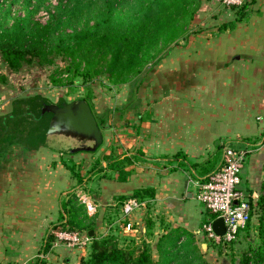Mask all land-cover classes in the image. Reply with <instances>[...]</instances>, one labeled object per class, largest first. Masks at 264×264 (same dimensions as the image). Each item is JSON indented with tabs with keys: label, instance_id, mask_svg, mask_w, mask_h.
<instances>
[{
	"label": "crops",
	"instance_id": "0c3cea01",
	"mask_svg": "<svg viewBox=\"0 0 264 264\" xmlns=\"http://www.w3.org/2000/svg\"><path fill=\"white\" fill-rule=\"evenodd\" d=\"M233 16L227 10L226 19H220L229 22ZM193 38L187 46L175 47L161 64L170 73L169 81L177 84L152 97L147 124L126 126L132 129L135 124L136 131L131 149L116 158L125 178L119 169L113 179L100 176L95 198L100 214L117 205L120 196L127 199L137 189H155L154 197L144 199L149 207L132 216L135 231L126 234L146 232L145 215L151 208L149 216L156 221L160 213L168 225L162 230L158 226L157 234L180 227L202 237L210 211L197 198L198 184L221 166L223 139L250 149L251 159L243 171L249 178L257 160H264V0H256L252 13L235 28L221 31L218 26L215 37ZM193 53L194 59L188 60ZM204 54L213 58L205 60ZM189 65L211 67L215 73L204 79L197 73L183 74ZM135 115L144 120L141 111ZM218 151L221 158H216ZM27 152L23 158H0V264L34 262L60 221L61 200L71 189L91 183L87 178L79 186L66 158L47 145ZM68 249L54 242L45 258L53 264H70V258L63 261Z\"/></svg>",
	"mask_w": 264,
	"mask_h": 264
},
{
	"label": "trees",
	"instance_id": "16d2710c",
	"mask_svg": "<svg viewBox=\"0 0 264 264\" xmlns=\"http://www.w3.org/2000/svg\"><path fill=\"white\" fill-rule=\"evenodd\" d=\"M255 2L247 0L241 7H232L237 9L235 19L224 22L219 29L235 28L237 23L246 20ZM201 5L202 0H86L84 7L89 18L82 28L71 31L64 29L69 18H63L61 13L52 15L46 23L20 16L10 26L0 22V62L19 71L26 65L52 66L61 58L67 65L52 76V82L57 85L62 84V79L56 77L58 74L67 75L69 82L76 77L87 82L105 76L111 81L126 83L145 69L152 71L181 41L188 43L192 34L201 32L193 23ZM77 6L72 8L75 10ZM143 77L146 78L140 79L133 92L142 90L141 82L149 75ZM49 103L52 101L41 95L16 99L12 111L0 117V151L15 144L26 150L46 146L52 114L43 113L42 109ZM139 106L140 101L136 100L128 108L136 110ZM102 124L105 122L99 121L100 127ZM65 165L78 185H83L87 176L66 161ZM115 165L114 171L119 169L121 177L125 178L127 173L120 170L122 164L117 162ZM66 195L67 198L61 200L60 221L45 238L41 255L29 264H47L45 255L56 242L55 231L67 225L72 230L83 229L86 235L94 232L91 250L87 257L81 258L80 264H211L199 249L196 232L180 227L170 228L160 235L156 244L158 259L148 241L131 249L114 242V237L100 239L97 237L96 214L89 215L84 205L69 198L70 192ZM154 195L155 189L146 187L135 190L132 197L144 200ZM118 199L122 207L126 198L120 196ZM249 199L251 218L256 215L258 219V238H247L250 236V219L240 231L246 233L248 244L241 250L239 260L231 258L232 264H264V182L262 192L256 196L251 193ZM213 218L211 214L208 222ZM202 235L211 241L206 233L202 232Z\"/></svg>",
	"mask_w": 264,
	"mask_h": 264
},
{
	"label": "rangeland",
	"instance_id": "374dc122",
	"mask_svg": "<svg viewBox=\"0 0 264 264\" xmlns=\"http://www.w3.org/2000/svg\"><path fill=\"white\" fill-rule=\"evenodd\" d=\"M85 1L86 0H0V22L5 26H10L15 18L28 16L30 20L46 23L52 15L61 13L63 18H69V22L64 25L67 27L64 28L65 30L71 31L73 28L80 29L89 18L88 14L85 13L87 9L84 7ZM77 4L78 6L74 10L72 7ZM227 10L232 11V15H234L233 18L235 19L237 12L236 8L225 6L222 0H202L200 12L193 22L195 28L199 29L201 32L192 34L190 38L201 35L207 38L215 37V28L223 24L222 19H226L224 16ZM230 17L231 15L227 16V19ZM190 40L191 39H189L188 43L181 41L176 47H185L190 44ZM194 55L195 53L188 55V57H191L188 60L194 59ZM203 57L205 60L213 58L210 54H204ZM163 61L159 62L152 71L147 72L145 69L139 75L133 76L126 81V83L111 81L105 76L97 77L87 82L80 77H76L72 82H69L66 77L67 75L58 74L56 77L62 79V84L60 85L52 82V76L56 73V70L66 67L67 63L61 58L57 59L52 66L26 65L19 71H14L0 62V117L12 111L13 103L18 98L29 99L33 96L41 95L54 103H61L63 101L72 102L80 99H85L89 102L98 123L99 121L105 122V124L101 126L104 134V141L98 150L94 152H72L71 150L75 149L78 141L65 135L51 137L49 142L50 145L46 144L47 149L60 153L62 158H66L68 164L75 167L76 171H79L82 175L91 179L90 184L82 186L79 190L75 191V189H71L69 191L71 193L69 198H72L76 204L84 205L78 193L82 192L88 194L95 201L99 193V181L101 177L107 176L108 174L110 178L113 179L115 174L113 168L116 166L115 163H117L116 158L124 154L126 150L131 149L133 144L132 134L136 131L135 124H147V109L150 106L152 97L155 94L164 95L166 90L168 91L171 86L177 84L176 81L170 82L168 79L170 73L161 69ZM213 69L214 68L211 67L189 65L184 69L185 71L183 74L191 76L193 73H197L203 76L204 79V77L207 78L215 73ZM147 74L149 78L145 80V82H141L142 90L140 92H133L138 82H140V79L146 78L143 76ZM187 85H195V83H187ZM136 100L140 101L138 109L128 108V106ZM139 111L145 114L144 120H136L135 114ZM47 119H49L48 116ZM131 123H135L132 126L133 128H126V126L131 125ZM223 141L226 145L235 146L234 143H230V141L226 139H223ZM27 154L28 152L26 149L15 144L4 151H0V158H23V156ZM105 155H108L109 158H106ZM136 155H138V153H136ZM221 155L222 151H218V157L216 158H221L219 157ZM137 158H141V156ZM249 159L251 158H248V161ZM257 161L258 163H256V165L258 167H255L256 169L253 171L250 178L247 174L241 175V187L248 197L253 191H256L257 195L262 192V184L264 182V160ZM104 162L108 164L107 172L103 166ZM66 198L67 197L64 199ZM146 207H149V204ZM148 212L152 213V209L149 208ZM148 212L145 215L146 226H148L146 232L144 234L142 233L140 236H134L126 234L121 228V206L119 202L115 206L107 207V211L104 213L100 214L98 211L96 213V221L98 223L97 237L100 239L114 237V242H118L120 246L129 247L131 249L139 246L142 241H148L153 246L154 257L158 259L159 255L156 250V244L161 234H157L156 232L159 230L158 226H160L162 230L163 227H167L168 225L165 223L160 213H157L159 215L157 216L158 219L156 221L158 224L156 225V221L152 219V216H149ZM209 213L205 214L208 220L211 218V213ZM257 225V216L253 215L251 218L250 236L247 238H258ZM78 229L80 232L84 231L81 228ZM247 238L246 233L242 231L235 241L226 245V247H222L198 235L197 244L200 247V251L211 264H232V257L239 260L241 250L248 244ZM90 250V243L84 247L65 250L63 261H65L66 258H70V264H80L81 258L87 257ZM47 264L53 263L47 260Z\"/></svg>",
	"mask_w": 264,
	"mask_h": 264
},
{
	"label": "built area",
	"instance_id": "2783aa9c",
	"mask_svg": "<svg viewBox=\"0 0 264 264\" xmlns=\"http://www.w3.org/2000/svg\"><path fill=\"white\" fill-rule=\"evenodd\" d=\"M247 0H222L227 7H241ZM251 153L247 147L226 145L223 151L221 166L212 172L202 183L198 184V200L210 211L214 218L204 224L201 229L215 244L226 246L235 241L242 229L251 219L252 205L250 199L241 187L242 173L248 156ZM81 202L86 206L89 215L98 212V204L85 193H78ZM255 195V194H254ZM146 201L136 197L127 198L121 207L120 225L124 232L135 231L133 214L144 208ZM222 217L225 222L226 233L217 235L212 223L215 218ZM66 221V219H65ZM56 243L68 248L87 246L92 237L78 230H72L67 225L55 231Z\"/></svg>",
	"mask_w": 264,
	"mask_h": 264
},
{
	"label": "water",
	"instance_id": "95a60500",
	"mask_svg": "<svg viewBox=\"0 0 264 264\" xmlns=\"http://www.w3.org/2000/svg\"><path fill=\"white\" fill-rule=\"evenodd\" d=\"M42 112L51 113L46 135V144L50 145V138L60 135L71 137L78 141L72 152L87 151L94 152L99 149L104 141L101 129L89 102L80 99L72 102L45 104ZM214 232L222 236L226 233L225 222L222 217L215 218L212 223ZM90 236L94 232L90 231Z\"/></svg>",
	"mask_w": 264,
	"mask_h": 264
}]
</instances>
